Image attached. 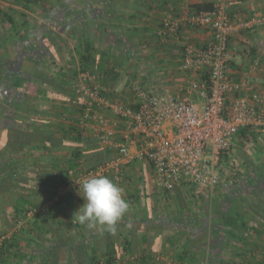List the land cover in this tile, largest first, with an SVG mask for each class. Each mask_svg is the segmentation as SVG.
Here are the masks:
<instances>
[{
	"label": "crops",
	"instance_id": "1",
	"mask_svg": "<svg viewBox=\"0 0 264 264\" xmlns=\"http://www.w3.org/2000/svg\"><path fill=\"white\" fill-rule=\"evenodd\" d=\"M95 2L97 0H88V4L82 8L74 0L71 10L77 19L70 18L71 23L60 19V24H69L66 30L69 34L60 32L56 43L58 48H55L54 44H48L49 41L43 40L41 43L34 40V35L28 34V31L37 29L41 34L44 27H51L49 19L41 12L45 3L36 7L22 0H0L1 13L11 19L10 22L0 14V82L7 73L15 83L23 79L21 86L26 89L25 94L30 99L34 96L33 105L39 112L36 115L29 112L18 114L22 116L17 117L19 123L23 120L26 124L50 123L55 127H68L71 124L69 119L77 118V115L70 117L68 113L62 114L63 107H74L70 98L65 99L69 103L50 100V93L65 91L58 83L51 85L45 82L35 87L36 82L29 79L32 72L42 67L51 79L59 78L58 81H61L62 76L71 86L74 81L68 75L83 69L90 71L99 77L98 84L110 98L124 103L133 101L130 91L134 83L156 94L169 96L168 93H172L170 81L180 82L183 90L187 84L189 87L190 83L201 78L199 73H184L179 69L182 48L186 41L198 47L205 46L212 39L211 32L208 29L184 28L179 38L162 39L159 30L166 17L179 19L191 11H204L202 8L206 9L211 4L209 0H108L102 3V8H96L98 2L97 5ZM241 3L240 0H231L230 15L233 21L249 17L248 6ZM256 6L264 13V0H256ZM83 9L91 12L87 18L79 15ZM228 49L231 57L228 69L230 78L233 81L245 80L248 83L246 93L264 102V24L254 31L242 30L232 34ZM255 60L258 61L256 70L253 68ZM50 62H67L70 67L65 74L63 70L57 74L52 72ZM176 70L181 78L170 79ZM158 76H163V81ZM5 82L10 86L9 81ZM69 91L74 97L72 90ZM179 91L173 94L178 95ZM193 97L202 104L198 97ZM3 133L0 129V147L4 143L1 137ZM82 134L88 137L83 140L88 150L102 149L89 130ZM33 151L43 150L29 149L26 155L36 156L38 152ZM231 158L236 160V164L230 168V176L227 177L226 173L222 175L220 185L210 194V198H207L208 191L203 193L201 189L191 186L200 193L193 205L184 196V187L189 185L177 190L172 198H162L156 195V191L147 190V186L134 199L123 190L129 208L118 221L115 233L104 231L99 226L89 228L75 221L73 215L84 203L82 190L60 196L63 197L61 202L55 196L45 205L48 212L41 214L36 225L31 222L18 229L22 235H26H23L26 237L24 243L20 245L17 241L16 244L20 237L15 235L12 245L9 244L8 254H4L2 260L6 264H107L110 260L118 264H133L130 262L133 253L139 258L134 264H157L154 260L157 255L175 264H264V131L241 130L233 139ZM63 160L59 163H63ZM42 166L40 163L38 169ZM130 166L126 171L132 174ZM32 167L33 163L28 164L27 170ZM227 190H230L229 194ZM209 199L224 202L221 213L225 212V207L229 208L230 201L240 204L239 215L246 221V229L238 233V239H231L226 245L216 240L211 243L210 239L206 246L208 260H196L194 255L198 246L193 247L191 252L186 251L194 231L187 227L185 229V224L191 218L188 215L209 221L212 212L207 205ZM56 202L58 206H55ZM176 209L185 213L184 221H177ZM8 217L0 222V226H4L6 232L15 234L17 231L14 232L13 221L10 222ZM210 238L215 237L212 235ZM16 245L19 249H16ZM16 250L24 252L23 259H15L19 258L15 257ZM9 257H13L11 263Z\"/></svg>",
	"mask_w": 264,
	"mask_h": 264
},
{
	"label": "built area",
	"instance_id": "2",
	"mask_svg": "<svg viewBox=\"0 0 264 264\" xmlns=\"http://www.w3.org/2000/svg\"><path fill=\"white\" fill-rule=\"evenodd\" d=\"M246 1L249 17L238 22L230 15L231 0H209V11H191L182 18L168 16L162 21V39L179 38L184 28L208 29L212 35L205 46L188 41L183 45L179 69L202 75L199 81L189 84L183 98L159 95L134 83V99L127 104L107 96L98 84V76L90 71L78 73L73 85L82 107L77 125L81 131L91 132L110 159L89 170L79 166L68 169L56 197L78 190V184L93 176L111 178L119 185L125 180L126 168L140 162L152 168L163 192L172 193L185 185L215 191L225 165L230 169L236 164L231 158L235 135L241 130L264 131V102L246 93L245 80L233 81L228 72L231 35L254 31L264 24V13L257 8L256 0ZM257 66L255 60L253 68ZM45 210L46 206L27 208L23 217L30 219ZM20 225L21 220L14 223L15 232ZM10 238L0 232V247ZM154 260L157 264H175L158 255Z\"/></svg>",
	"mask_w": 264,
	"mask_h": 264
},
{
	"label": "trees",
	"instance_id": "3",
	"mask_svg": "<svg viewBox=\"0 0 264 264\" xmlns=\"http://www.w3.org/2000/svg\"><path fill=\"white\" fill-rule=\"evenodd\" d=\"M22 1H25L29 6L36 7L42 3L46 4L41 12L46 19H49V24L52 28L46 26L42 29L41 34L38 33V29L28 31V34L30 36L34 35V40L36 39L38 42L41 41V43H43V40H47L49 43L47 41L46 43L49 45L54 44L53 47L58 48L56 43L60 32H66L69 25L68 23L71 20L70 18H72V20L77 19L75 16L74 19L72 15L74 13L71 10V5H73L74 0ZM76 1L82 8L88 4V0ZM240 1H242L241 4L247 5L246 0ZM97 2H95L97 5L96 8H99V6L102 8V3H107L108 0H97ZM202 9L204 11H209L212 9V5H207L206 9ZM90 13V11L88 13L87 10L83 9L79 12V15L87 18ZM0 14L11 22L10 17L2 14L1 11ZM60 19L68 21V23L66 22L67 26H64L65 23L63 25L60 24ZM69 31L71 32V29H69ZM66 33L69 34V32ZM80 72H85V69L70 75V79L74 81L72 86L68 85L61 75V81H58L59 78L51 79L47 73L44 72L43 67L41 70L39 69L36 72H32V77H29L32 82L33 80L36 82H34L35 87H38L37 84L45 82L51 85L58 83L62 90H65L59 93H50L49 97L51 98L50 100L65 101L64 103H67V98H70L69 101L72 102L74 107H68L67 109L63 107L61 109L62 114L68 113L67 116L70 117L77 115V118L69 119L71 120V124L68 127H55L50 123H41L39 125H37L38 123L26 124L23 123V120L19 123L17 117H22L18 115L20 113H22L21 115L26 112L35 115L39 114L33 105L32 99L34 96L30 99L25 94L26 89L21 86L24 80L21 78L17 81L18 83H15L10 74L7 73V75L3 77V81L0 82V129L5 132L1 135L4 143L2 147H0V174H2V177H0V222L6 221L8 215L12 214L14 224L23 217V213L27 208L39 209L44 207L48 201H51L55 197L57 188L65 182L68 169L79 166L89 170L104 164L110 159L108 151L104 148H90L92 151L88 150V146H85L86 144L84 145L83 141L87 140L88 137L82 134L83 130L79 131L76 129V125L74 126L73 122H75V124L78 123L82 107L75 95V98L71 97L72 94H70L71 92L69 90L73 92V85ZM5 81H9L10 86H7L8 83ZM54 129L56 130L53 131ZM29 149H42L43 151H33L38 152L36 156H28L26 155V150ZM62 159H64L62 161L63 163H59ZM30 163L34 164L36 170L39 168L38 166L40 163L44 165L36 172L38 179H29L26 176L28 173L27 166ZM108 179L113 182L111 178ZM229 192L230 190H227L228 194ZM210 194L211 193L208 192L207 198H210ZM61 198L63 197L57 199L61 202ZM230 202L229 208L225 207V212L222 211L224 213H221V205L224 202L220 201V203H218V201L213 202L210 199L209 201L207 200V205H209L212 211L210 212L209 221L194 219V215L190 216L187 214L191 218L186 222L185 229L186 227L191 228L194 231V237L192 238L191 244L186 248V251L191 252L193 247L196 248L198 246L196 248V254L194 255L196 260H208L209 255H207L206 246L208 242H210V236L213 235L217 241L226 245L229 240L238 239V233L245 231L246 221L243 216L239 215L241 213L240 204L236 205L234 201ZM57 204L56 202L55 206L59 205ZM47 212L46 208L42 215ZM184 214L185 213H182V211L176 209V216L179 219L177 220L178 222L184 221ZM40 216L41 214L36 215L32 220V224L36 225ZM159 226L161 227V225ZM233 231H236V233H233ZM14 239V236H12L10 238L11 241L5 242L0 247V264H6L3 262L2 258L4 254H8V248L12 245ZM200 248H202L201 251ZM112 255L113 254L109 255V258H111ZM132 257H135L134 260L129 261L133 262V264L139 261V258L133 253H131V258ZM4 261L6 260L4 259ZM107 264L118 263L110 260Z\"/></svg>",
	"mask_w": 264,
	"mask_h": 264
},
{
	"label": "rangeland",
	"instance_id": "4",
	"mask_svg": "<svg viewBox=\"0 0 264 264\" xmlns=\"http://www.w3.org/2000/svg\"><path fill=\"white\" fill-rule=\"evenodd\" d=\"M50 64H51L50 65V68H51L52 72H56L57 74H61L62 70H63V74H65V72L68 71V69L70 67V64H68L67 62H64V63H61V64H57L55 62H50ZM189 76L190 75H188V78H190ZM68 77H70V75H68ZM158 78L161 79L160 81H163V78L164 77L163 76H158ZM171 78H172V80L173 79L177 80V78H181V76H179V73L176 70V73H173V76L170 77V79ZM192 80L193 79H191L190 82ZM169 86H171L170 87L171 88L170 90L172 91V93H168L169 96H171L173 98H176V99H180V98H183V97L187 96L186 90L188 88V84H187L186 87H183L184 88L183 90H181V88H180V82H178V83H173L172 82L171 83V81H170L169 82ZM177 90H180L179 91L180 93L178 95H176L175 93L173 94V92L174 91H177ZM183 92H184V94H182ZM192 97H193V95L191 96V98ZM193 100H195V99H193ZM127 104H129V102ZM225 166H226L225 167L226 168L225 169L226 171H224L222 173V175L226 173V175L228 177V175L230 176L231 171L228 168V165H225ZM130 170H131V173L132 174H129V172L126 171L127 172L126 173V179L124 180L123 183H121V184H119L117 186L120 187V188H122L123 190L127 191L131 195V198L134 199L135 197H138L140 195V192L145 190V187L146 186L148 187V188H146L147 190H149L151 192L156 191L155 192L156 195H160L162 198H169V197L172 198L173 196L174 197L176 196L177 190L174 191V192H172V193H165V192H163L157 186L155 174H154L152 168L147 163L140 162L138 164H133V165L130 166ZM35 171H36V168L35 167L30 168V170L28 171V173H27L26 176L29 179H38ZM1 175L2 174H0V177H2ZM187 187H189V186H185L184 187L185 188L184 189V191H185V195L184 196H185L186 199H188V202L193 205L198 200V197H199L200 193H198L199 191H196L198 188L197 189H193L191 186L189 188H187ZM201 190L204 193L205 190L204 189H201ZM157 191H159V193ZM67 193H69V191L66 192L65 194H67ZM133 199L131 201H133ZM195 199H197V200L195 201ZM12 218H13V215L10 216V217H8V220L10 222H12L13 221ZM33 219H34V217H32L30 219H26L25 217H21V219H20L21 220L20 227L23 226L24 224H26V225L30 224ZM3 227L4 226H0V232H3V231L6 232V230H3L4 229ZM6 233L9 234L11 237L12 236H15V235L20 237V238H18L16 240V244H17V241H18L20 243V245H22L24 243V239H26V237H25L26 235L23 234V235H25V236H23L22 233L19 232V230H17V233H15V234L14 233L13 234H10V232L9 233L6 232ZM210 239H211V243L214 240L217 241V239H215V238H210ZM17 248H18V245H16V249ZM15 253H16L15 257L19 256V258H15L16 260H19V259H23L24 258V252H22L21 250H16ZM12 258L13 257H9L8 258V260H9L10 263L13 261Z\"/></svg>",
	"mask_w": 264,
	"mask_h": 264
},
{
	"label": "clouds",
	"instance_id": "5",
	"mask_svg": "<svg viewBox=\"0 0 264 264\" xmlns=\"http://www.w3.org/2000/svg\"><path fill=\"white\" fill-rule=\"evenodd\" d=\"M78 185L84 203L74 213L75 221L89 228L99 226L104 231L115 233L118 221L129 208L123 189L104 176L84 179Z\"/></svg>",
	"mask_w": 264,
	"mask_h": 264
}]
</instances>
